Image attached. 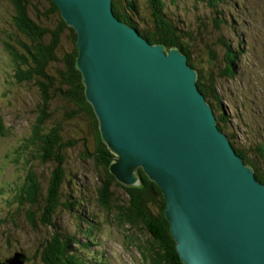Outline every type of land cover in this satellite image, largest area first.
Masks as SVG:
<instances>
[{"label": "water", "instance_id": "water-1", "mask_svg": "<svg viewBox=\"0 0 264 264\" xmlns=\"http://www.w3.org/2000/svg\"><path fill=\"white\" fill-rule=\"evenodd\" d=\"M77 34L88 101L113 153L111 172L167 200L184 264H264V183L218 126L198 72L180 48L151 43L113 0H52ZM15 253L0 264H24Z\"/></svg>", "mask_w": 264, "mask_h": 264}, {"label": "trees", "instance_id": "trees-1", "mask_svg": "<svg viewBox=\"0 0 264 264\" xmlns=\"http://www.w3.org/2000/svg\"><path fill=\"white\" fill-rule=\"evenodd\" d=\"M8 1L12 7L11 25L9 30L2 31V41L12 61L13 79L17 83L33 82L40 98L30 133L20 143V150L26 155L25 160L23 159L26 165L23 166L25 175L15 192L7 197L12 204L9 205L10 209H14L20 217L24 216L31 228L46 230L45 236L37 243L33 262L105 264L104 258L96 255L97 251L90 258H84L81 248L78 247L83 245L90 250L89 242H81L73 234L61 230L56 221L60 207L65 204L62 201V189L67 177L66 151L77 144L76 139L65 140L63 121L77 119L86 124L89 133L83 139L86 141L84 155L99 168L96 199L98 207L122 225L138 226L141 232L148 231L147 240L137 236L130 237L142 253L146 264H184L176 249V241L165 213L167 200L158 183L140 169L142 184L125 185L110 170L114 155L102 138L99 119L87 99L83 76L76 64V30L68 25L59 6L52 0L47 1L50 4V13L56 17V24L53 26L45 22L51 21V14H47L49 11H44L32 0ZM220 1L209 0V3L217 7ZM147 2L151 16L148 20L138 11V0H113V10L122 21L136 27L151 43L165 44L167 49L178 47L189 56V64L198 72L197 84L214 108L218 126L226 133L227 122L223 118L226 113L218 112L217 103L220 101L211 100L217 92L214 76L209 73L207 77L205 70L193 63L190 46L183 41L186 32L166 10V0ZM231 69H235L233 63ZM228 70L230 71V66ZM225 73L226 71L222 72L223 75ZM56 97L62 100V107H53ZM55 110L57 115L54 114ZM4 122L0 116V135L3 136L8 130ZM228 137L245 162L255 167L257 179L264 183V169L258 167L230 135ZM261 147V151H264V146ZM35 161L42 164L54 163L45 188L38 180ZM115 188L122 190L124 198L115 196ZM72 207L73 204L68 206L70 209ZM7 221L5 218L0 219V225ZM95 221L97 220L94 216L84 220L87 240L92 239ZM15 253L24 254V264L31 259L23 247H19L13 255ZM10 257L0 258V263H5Z\"/></svg>", "mask_w": 264, "mask_h": 264}, {"label": "rangeland", "instance_id": "rangeland-1", "mask_svg": "<svg viewBox=\"0 0 264 264\" xmlns=\"http://www.w3.org/2000/svg\"><path fill=\"white\" fill-rule=\"evenodd\" d=\"M32 2L51 14L47 0ZM138 3V11L146 20L150 19L147 0H138ZM166 4L170 16L186 32L183 41L190 46L193 63L203 68L207 77L212 73L216 80L217 92L211 100L220 101L218 112L226 113L223 115L226 133L264 169V151H261V145L264 146V0H221L217 7L211 6L209 0H166ZM11 14L9 1L0 0V116L8 127L7 133L0 135V219L8 220L0 225V258L10 257L23 247L31 258L26 264H35V249L46 230L31 228L24 216L10 209L12 204L7 200L25 175L26 155L20 150V143L30 133L40 101L33 82L17 83L13 79L12 61L2 41V31L10 28ZM50 19L45 22L55 25L56 17L51 14ZM62 104L57 97L53 101V107H62ZM54 114L57 115L56 110ZM63 122L65 140L76 139L77 144L66 151L67 177L62 189V201L66 205L60 207L56 216L60 229L81 242H89L90 250L83 245L78 247L84 258H90L97 251L96 255L103 257L105 264H146L130 237L147 240L148 231L120 224L97 205L99 168L84 155L86 141L83 139L89 136L86 124L77 119ZM52 166L54 163L34 162L44 188ZM116 195L124 198L119 188H115ZM70 204H73L71 209ZM89 216L97 220L93 223L91 240H87L84 227V220Z\"/></svg>", "mask_w": 264, "mask_h": 264}, {"label": "flooded vegetation", "instance_id": "flooded-vegetation-1", "mask_svg": "<svg viewBox=\"0 0 264 264\" xmlns=\"http://www.w3.org/2000/svg\"><path fill=\"white\" fill-rule=\"evenodd\" d=\"M255 163H256V165L258 166V163H257V161H255L254 159H252ZM247 164H249L251 167H253L254 169H255V167L254 166H252L250 163H248V162H246ZM259 167V166H258ZM255 172H256V169H255ZM262 182V181H261Z\"/></svg>", "mask_w": 264, "mask_h": 264}]
</instances>
